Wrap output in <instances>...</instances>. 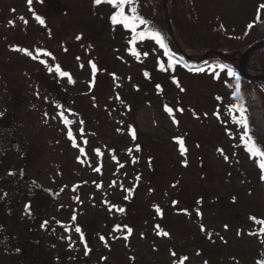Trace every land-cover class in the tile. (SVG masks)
<instances>
[{
	"label": "rangeland",
	"instance_id": "374dc122",
	"mask_svg": "<svg viewBox=\"0 0 264 264\" xmlns=\"http://www.w3.org/2000/svg\"><path fill=\"white\" fill-rule=\"evenodd\" d=\"M262 2L264 0H196L200 7L207 6L218 22L225 20L224 16L232 18ZM106 10L98 11L94 0H32L31 5L28 0H0V113L7 115V119L17 125L18 137L28 143L32 154L40 157L46 155L50 169L55 172L58 168L65 170L66 200L71 204L68 208L77 212L82 226L88 229L103 228L104 231L108 229L107 257L114 255L119 260L125 258L129 264H177L179 258L188 253L187 260H180L182 264H215L210 253H203L192 246L193 239L199 242L200 228L203 226L204 232L206 229L213 230L212 238L223 245L219 264H240L230 250L240 248L243 243L253 244L256 229L241 228L239 204L235 206V213H231L234 208H225L221 204L223 201L231 203L228 197L232 194L225 196L226 192L223 191L239 183V179L234 180L227 174L233 159L230 164L217 158L208 160L209 155L207 151L204 152L201 161L211 168L203 165L202 174L207 180L195 192H198L197 195L206 192L208 199L211 191L221 185V193L225 197L219 195L211 199L217 206L205 207L203 225L200 218H193L191 208L189 220L178 218L177 210L181 206L173 200H184L182 196L190 195L192 202L194 190L184 188L180 183L179 188L178 173L164 170V164L174 168L185 160V156L176 158L169 154V146L166 153L158 152L154 159H148L140 152L132 154L136 157L132 156L134 160L131 161L127 155L123 159L126 165L123 172L124 177L127 173L129 184L125 182L124 186H117L113 183L112 175L122 172V168H117L121 162L109 148L118 145L120 137H117L118 132L111 122H120L118 119H124L126 114V117L134 119L141 132L166 135L182 132L191 133L192 137L193 133H203L205 127L201 125L213 117L212 108L217 105L213 97L217 91L210 88V84L219 81L223 98H230L226 91L228 87L224 86L227 84L210 74H181L180 89L169 96L165 103L172 109L171 113L161 104H132L134 102L126 97L132 93L130 79L140 74V66L153 64L155 54H138L137 50H133V56L118 41L112 42L113 27L104 15ZM37 15L44 20V24L36 19ZM97 20H104L110 26L103 29L105 25L100 24L101 29L98 30L94 27ZM85 34L88 35L87 39ZM78 36L82 38L78 40ZM20 49H27L37 58L33 59ZM37 50L51 55H38ZM247 51L235 53L231 59H236L241 67H247L252 53L245 58ZM137 54L139 60H143L142 64L135 62ZM213 54L209 53L207 57ZM129 59H132L131 64L128 63ZM122 62L128 64L126 70H123ZM92 64L96 66L95 73ZM57 65L70 74L71 80L55 71ZM247 74L250 80L255 78L248 71ZM181 88L184 90L181 91ZM233 113L239 116L235 109ZM253 113L259 136L264 139L261 107L256 106ZM64 118L72 123L66 125ZM69 129L72 138L68 135ZM85 138L93 139L90 143L93 150L82 142ZM67 139L73 146L67 144ZM127 140H124L126 151L131 150ZM82 144L86 150L80 149ZM196 144L203 147L202 141ZM235 154L240 160L244 157ZM186 162L196 171L202 167L200 160L195 158L188 157ZM243 163L242 166V163L233 161V164L242 167L251 166L248 159ZM87 172L93 173V181L96 179L100 182H88L90 175ZM224 173L227 178L223 177ZM103 180L107 183L101 182ZM225 209L230 212L226 210L225 214ZM117 212L122 216L120 222L129 224L131 233L125 231L123 235H112V226L116 225V217L112 218V215ZM162 232L169 235H162ZM187 239L190 246L186 245Z\"/></svg>",
	"mask_w": 264,
	"mask_h": 264
},
{
	"label": "trees",
	"instance_id": "16d2710c",
	"mask_svg": "<svg viewBox=\"0 0 264 264\" xmlns=\"http://www.w3.org/2000/svg\"><path fill=\"white\" fill-rule=\"evenodd\" d=\"M261 5H264V2L255 5L254 11L252 9L255 6L232 18L228 15L224 16L225 20L218 22L214 17L216 15L207 6L200 7L199 4L197 5L196 0H135L134 6L137 9V14L149 22L147 25H139L137 32H148L149 29L159 31L168 45L169 51L166 54L165 49L151 39L150 36L144 39L136 37L133 40L135 33L125 28L122 24H113L111 16L116 9L112 10L113 7L111 9V5L107 3H101L100 5L95 3L98 11H102L104 8L107 9L104 15L107 16V21L109 20L112 25L111 28L113 27L111 30L112 42L117 43L118 41L121 47L131 54L135 53L133 50H137L138 54H155L153 64H149V67L148 64L146 67L144 65L140 66L142 68L140 74L130 79L129 83L131 84L130 90L132 93L131 95H126V97L134 102L132 104L140 105L145 102L147 105L156 103L169 106L165 105V103L168 101L169 96L180 89V85H182L181 74L199 76L206 73L227 84L224 86L228 87L226 91L230 99L223 98L222 92H220L221 85L218 80V82L213 81L210 84V88H216L215 90L217 91L215 92V97H213L215 104H217L212 108L213 117L211 121L201 125V127H205L203 133H193L192 137H190L191 133L183 134L182 132H172L169 135L141 132L134 119L126 117V114L124 119H118L120 122H111L113 129L118 132L117 137L120 136L118 145L111 146L113 147L111 153L117 155L121 162L120 165H117V168H122V172H115L112 175V179L117 186H124L125 182L129 184L127 173H125L124 177L123 170H125L126 165L123 163V159H126L128 155L131 161L134 160L133 158L136 157L132 155L134 153L139 154L141 152L146 158L154 159L158 152L166 153L169 146L171 148L168 153L176 158L181 155L185 156L186 161L188 157L200 160L202 167H198L197 171L191 164L187 165L188 162L185 160L183 164L179 163L174 168L169 164H164L165 171L170 169L172 172L176 171L178 173L177 176L173 173L177 177L178 184L180 183L185 186L184 188L194 190L192 202H190V195L182 196L184 200H173L178 206H181L177 210L178 218L189 220L191 208L193 218L197 220L200 218L203 225L205 222V207L207 205L217 206L211 199L219 195L225 197L231 193L232 196L228 197V200L231 199V203L223 201L221 204H224L225 208H234L235 210H231V213H235L237 210L235 206L239 204L241 209V228L247 230L256 229L254 235L256 238L253 244L243 243L240 248H231L230 250V254L240 264H261V262H264V234L260 231L264 225H260L251 219L255 217L258 220H264V179H262L264 171L259 166V158H253L244 146L241 136L245 129L233 122L231 115L234 109L232 106L238 104L246 109L245 115L250 134L258 145H264V139L259 136L258 126L253 113V109L258 106L261 107V114L264 116V82L260 80H245L241 76L242 67L239 62L236 59H231V57L235 53L245 52L255 44L264 42V8H261ZM131 6L125 9L129 15H131ZM100 24L105 25L103 29L110 26L104 20H97L94 27L99 30L101 29ZM249 25H252V27H249ZM87 38L88 35L85 34V39ZM209 53L214 54L207 57ZM138 54L135 57V62L142 64L143 60H139ZM170 56L171 60L169 59ZM131 60L129 59L128 63L131 64ZM122 63H124L122 64L123 70H126L128 64L126 62ZM221 64L232 68L239 76V91L236 90V78L228 76L226 70L221 71L218 67ZM161 65H163V68ZM213 66H216L215 70H213ZM246 69L254 77H264V46L257 48L250 54ZM217 73L219 78H217ZM158 85L159 87H157ZM214 85L216 86L214 87ZM262 102L263 104L261 105ZM217 112L219 116L216 114ZM133 131L135 133L134 137ZM205 132H207L206 135H204ZM125 139H128L127 142L131 146V150H125ZM180 141H183L182 145ZM200 141H202L203 147H198L196 144V142L199 144ZM234 141L235 144H232ZM66 142L73 146L69 139ZM205 151L209 155L208 160L214 161V158H217L222 159L224 163L230 164L233 159L230 164V171L227 174L229 173L234 180L239 179V183H237L236 187L223 191V193L226 192L225 196L221 193V185L220 188L213 189V192L211 191L208 199L207 195H205L207 194L206 192L203 195H197L198 192H195L207 180V177L202 174L203 165L211 168L201 161ZM235 153L244 156L245 160L243 159L244 157L241 160L238 159ZM247 159L251 166L242 167L244 165L243 162ZM233 161L242 163V166L233 164ZM191 162L195 163L194 160ZM229 164L225 165L228 166ZM226 176V173H224L223 177L225 178ZM119 178H121L120 181ZM234 196L236 197L234 198ZM166 200L167 197H165ZM184 208L188 210L185 211ZM229 212L227 210V213ZM233 219L236 220L235 218ZM202 229L203 226L200 228L199 242L193 239L192 246L203 253H210L214 257L215 264H219L221 250H224L222 248L223 245L221 246L214 241L212 238L213 230L206 229L204 232ZM186 243L187 246H190L189 239H187ZM175 253L177 254L176 250ZM183 255V257L179 258L182 261L185 257L188 258V253ZM180 260H178L177 264H182Z\"/></svg>",
	"mask_w": 264,
	"mask_h": 264
},
{
	"label": "flooded vegetation",
	"instance_id": "af4514ba",
	"mask_svg": "<svg viewBox=\"0 0 264 264\" xmlns=\"http://www.w3.org/2000/svg\"><path fill=\"white\" fill-rule=\"evenodd\" d=\"M6 116L0 113V264H129L125 258L107 257L108 229L81 225L77 212L68 208L65 170L55 172L46 155L32 154ZM92 141L82 140L87 145ZM80 149L86 150L85 145ZM87 173L88 182H100ZM113 214L112 235L127 233L130 227L120 222L121 213Z\"/></svg>",
	"mask_w": 264,
	"mask_h": 264
},
{
	"label": "snow or ice",
	"instance_id": "6c2138e0",
	"mask_svg": "<svg viewBox=\"0 0 264 264\" xmlns=\"http://www.w3.org/2000/svg\"><path fill=\"white\" fill-rule=\"evenodd\" d=\"M41 2H43V0H41ZM94 2L97 5H100L101 3H107L109 5H111L114 9H116V11L114 12V14L111 16V20L113 22V24H122L125 28L130 29L133 33H135L136 35L133 37V40L136 39V37H140L141 39H144L147 36H150L151 39L155 40L156 43H158L162 48L165 49V53L167 54L169 49H168V45L165 43L164 37L162 36V34L159 31H154L149 29L148 32H137V27L139 25H147L149 22L145 19H143L142 17H140L137 14V9L134 6L135 4V0H94ZM29 5L32 4V0H28ZM130 5H132L130 7V12L131 15L128 14V12H126V8H128ZM261 8H264V5L260 6ZM23 19V18H21ZM36 19L41 23L44 24V20L40 17V16H36ZM27 22V21H25ZM249 27H252V25H249ZM82 37L78 36L77 39H81ZM21 51L25 52V54L31 56L33 59L37 58V55H33L32 52L28 51L27 49H20ZM37 54H44V55H51V53H41L40 50H37ZM135 54V53H134ZM144 55H147V53H144ZM169 59L171 60V56L169 57ZM44 62V61H41ZM161 67L163 68V65H161ZM219 69L221 71L226 70L227 71V75L230 77H235L237 84H236V90L239 91L240 88V84H239V76L235 73V71L228 67L227 65H219L218 66ZM216 66H213V70H215ZM92 69H93V73H95L97 71L95 64H92ZM49 71H52L51 68H49ZM55 71L58 72L61 76H68L69 79L71 80L70 74L63 72L60 69V66L57 65L55 67ZM147 75V73H146ZM217 78H219V74L217 73ZM178 83V82H177ZM159 87V85L157 86ZM184 89L181 88V91H183ZM219 99V97H218ZM166 110L169 111V113L172 112V109L168 108L167 106ZM236 111L239 112V116L237 117L234 113L232 115V119L233 122L236 124H239L241 127H243L245 129L244 133L241 136V139L244 141V146L247 149V151L250 153V155L253 158H259V166L261 168L262 171H264V145H258L256 143V141L253 139V137L250 134L249 128H248V121H247V117L245 115L246 109L241 106V105H233L232 106ZM219 116V113H216ZM63 118V113L60 114ZM64 123L66 125H70L72 123V121L68 120L67 118H64ZM68 135L70 138L73 137L72 131L71 129H69ZM135 136V133L133 131V137ZM86 143V141H85ZM181 145L183 144V141H180ZM183 151V149H182ZM222 151V150H221ZM99 169H97L98 171ZM262 179H264V177H262ZM119 211H123L122 209H118ZM159 211V209H157ZM73 219H75V217H73ZM251 219H253L256 223L260 224V225H264V220H258L255 217H252ZM159 227V226H157ZM117 230H119V226H117ZM203 230V229H202ZM77 232H80L81 229L79 227L76 228ZM128 233H131L132 229L128 228L127 229ZM261 233L264 234V227H261L260 229ZM162 235H169V233L167 232H162ZM103 239V238H102ZM173 255H175V253H173ZM185 259H187V257H185ZM261 264H264V262H261Z\"/></svg>",
	"mask_w": 264,
	"mask_h": 264
},
{
	"label": "water",
	"instance_id": "95a60500",
	"mask_svg": "<svg viewBox=\"0 0 264 264\" xmlns=\"http://www.w3.org/2000/svg\"><path fill=\"white\" fill-rule=\"evenodd\" d=\"M261 46H264V42L263 43H260V44H257V45H255L254 47H252L250 50H248L247 51V53L245 54V58H247V56L251 53V52H253L255 49H257V48H259V47H261ZM241 76L243 77V78H245V79H249V78H251V77H248L247 75V69H246V67H242L241 68ZM253 80H261V81H263L264 82V77H255V78H252ZM250 80V79H249Z\"/></svg>",
	"mask_w": 264,
	"mask_h": 264
}]
</instances>
